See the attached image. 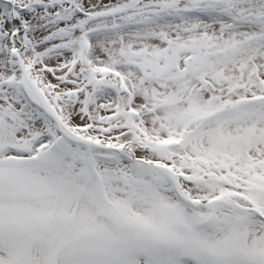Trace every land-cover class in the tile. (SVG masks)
Segmentation results:
<instances>
[{"label": "snow or ice", "instance_id": "obj_1", "mask_svg": "<svg viewBox=\"0 0 264 264\" xmlns=\"http://www.w3.org/2000/svg\"><path fill=\"white\" fill-rule=\"evenodd\" d=\"M0 264H264V0H0Z\"/></svg>", "mask_w": 264, "mask_h": 264}]
</instances>
